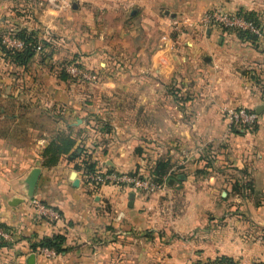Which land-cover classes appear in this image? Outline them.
Segmentation results:
<instances>
[{"label":"crops","instance_id":"0c3cea01","mask_svg":"<svg viewBox=\"0 0 264 264\" xmlns=\"http://www.w3.org/2000/svg\"><path fill=\"white\" fill-rule=\"evenodd\" d=\"M65 1L77 2L70 14L67 8L62 13L53 10L45 0H0V30L35 29L32 12L48 29L70 19L74 43L84 3ZM131 1L135 2L129 6ZM122 5L120 11L125 13L118 26L119 36H110L108 55L97 54L98 47L92 50L87 62L98 77L85 86L63 79L60 70H49L45 64L48 58L40 56L41 52H35L25 65L0 57V224L11 228L15 237L12 243L0 241V264H26L30 253L35 254L34 264H192L216 253L248 256L253 250L248 237L238 236L241 225L238 219L228 218L231 213L223 207L225 203L207 197L215 194L214 176L194 179L197 161L191 156L199 148L191 147L203 143V136L194 135L196 131L190 136L178 123L183 121L181 112L187 110H196L198 118L205 119L219 108L241 105L255 110L262 106L258 127L250 135L213 137L227 140L233 152L239 151V158L251 170L252 188L264 192V0H181L177 10L171 5L164 13L173 16L181 10L190 23L208 10L250 11L258 18L261 35L254 41L243 40L227 34L231 30L206 27L200 37L165 38L164 47L151 52L146 40L149 31L140 36L134 32L138 25L144 27L142 16L136 13L142 4L125 0ZM49 106L57 111L66 109L76 121L78 114L85 112L89 123H94L89 120L94 117L115 128L119 152L111 145L107 152L100 145L103 150L98 151V147L93 154L95 167L134 171L143 161L140 155L130 156L139 140L149 146L152 159L167 162L177 179L168 177L173 181L167 180V185L153 194L148 190L135 192L129 206L131 191L89 183L88 170L75 168L78 161L71 154L63 155L53 166H44L41 152L52 137L47 134V124L65 122L61 116L57 122L50 120L46 112ZM67 121L68 125L73 123ZM200 124L204 126V122ZM135 125L149 128L139 131ZM225 125L220 122L221 134L228 133ZM199 131L198 135L203 132L207 136L205 130ZM232 154L230 151L227 158L232 160ZM33 167L41 169L33 197L57 210L58 219L50 220L29 204L23 180ZM189 167L193 170L186 175ZM72 171L77 186L72 184ZM180 189L191 191L176 198ZM166 190L173 195L172 200L164 196ZM244 203L250 206L264 201L247 197ZM218 208L223 209L219 218ZM259 216L262 218L253 217L252 221L264 223V208ZM54 234L64 238L62 252L45 257L31 250L32 244Z\"/></svg>","mask_w":264,"mask_h":264},{"label":"rangeland","instance_id":"374dc122","mask_svg":"<svg viewBox=\"0 0 264 264\" xmlns=\"http://www.w3.org/2000/svg\"><path fill=\"white\" fill-rule=\"evenodd\" d=\"M31 1V0H30ZM110 1V2H109ZM125 0H83L84 3V10L80 12V15L78 16V23L76 24L77 29L75 30L78 34V37L76 36L74 43L71 41V35H73L74 31V25H71V20L67 19V21H63L60 23V25H56L55 27L45 28L44 25H42L41 22H38V19H36L33 16V13L30 14V20L32 21V24H34L35 29H32L31 32L35 34L36 43L40 44L43 48V51H41V54H39L42 57L48 58V61L45 63L47 65V68L49 70L56 69L60 70L62 74H66L68 79H74L77 80L79 83L84 84V86L91 82L90 80L96 79L98 76L96 73H93V68L91 65H89V58H91L92 50L97 49V54L103 55L102 53H105L108 55L111 50H106L110 41V36H119L120 29L118 28L120 24V20L123 18L124 11H120V7H124L122 5V2ZM142 4V7H139L137 9L138 17L142 16V22L143 25H138L137 29L134 30L136 33V36H140L141 34H145L146 31H149L150 36H146V40H148V50L151 52L156 47H164L165 45V38H170L172 40H177L179 38H186V37H200L204 35V27L200 26H194V25H188L186 22L187 16L181 12V10H178V13L172 16L170 12L164 13L166 9H170V6L172 5L176 10L179 5V2L181 0H137ZM135 1L129 2L130 4H133ZM172 2H175L173 4ZM158 3V6L156 7L155 4ZM73 4L77 5V2H73L71 7L67 8V11L70 12L72 9ZM152 5V9L149 7ZM128 6V5H127ZM128 6V7H129ZM72 8V9H71ZM133 8V7H132ZM126 8H123L125 10ZM174 10L173 12H175ZM63 10L58 11L62 13ZM226 11V10H225ZM228 12V11H227ZM17 13V12H16ZM141 13V14H140ZM27 15V12H25ZM129 14V13H127ZM140 14V15H139ZM136 15V14H134ZM121 17V18H120ZM136 17V16H135ZM257 17V16H256ZM64 18V16H63ZM200 17H197L199 19ZM146 21H143V20ZM258 19V18H257ZM130 20H133V18H130ZM37 26V27H36ZM3 30H0V36L3 40L4 37H10L12 33H16L18 29L16 28H10V27H1ZM59 30L62 32V35L59 33ZM221 30V29H220ZM225 31V30H221ZM228 31V30H227ZM233 33L236 37L239 38L237 35V31L227 32ZM149 35V34H148ZM101 37V38H100ZM60 38L63 39V42L60 41ZM259 39V37H258ZM65 40H68L67 42ZM54 41L61 42L59 44H54ZM117 47V46H114ZM38 52H36L37 54ZM55 55V57H53ZM105 57V56H104ZM87 62V63H86ZM61 63L66 64H72L77 66L81 72H86L85 74H78V75H71L70 73L63 71L60 67ZM88 64V65H87ZM59 71V72H60ZM90 75L87 77H82L84 75ZM96 74V76L94 75ZM245 82L249 83V77L246 76ZM236 107H242L236 106ZM46 112L48 113V118L50 120H53L57 122L60 118L65 122H60L61 125H54L50 122V124H47V134L48 136H55L57 133H64L72 135L73 137L78 139L76 147L74 149H82V155H86V161L83 162L82 156L79 158L74 157L76 161H78V164L80 167L89 164H93L92 170L97 169H104V166L102 167H95L93 160V154L100 145L106 148L108 146L113 147V151L118 153V147L119 142V136L115 134V128L112 125H106V123H100L98 122L94 117H89V120L94 123H89L87 121L88 114L85 112H81L78 114L79 121H76L74 118L76 116L70 115L69 111L66 109L62 110H55L52 109V106L46 107ZM247 109L253 110V108ZM206 112V111H205ZM203 114V113H201ZM103 117V116H102ZM259 117V116H258ZM179 118H181L182 123H178L179 126L187 129L190 131V136L192 133H194L197 137L203 136V143L197 144L194 147L191 148H199L196 150L195 155L192 153V156L194 158V161H197L195 163L196 168H194V171L196 170L197 173L194 175V179H199V176H208L212 175L214 176V180L217 182V187L214 189L215 194L208 195L207 197L213 198L215 197L217 200L223 201L224 208L228 209V212L231 214L228 215L230 217H234L236 220L238 219V224L241 227L239 228V232L237 233L240 238L248 237L249 244L251 243V247H253V250L250 252L248 256L243 255L241 252L235 256L232 255H226V254H220L216 253L213 257H207L204 260L199 259L195 262H192V264H206L208 262H211L219 257H227L232 260L231 264H263L264 263V223H257V221H252L251 218L257 217L262 218L259 215L263 214V208L264 204L258 203V205H250L247 206L244 203V199L247 197H252L253 200L258 201L261 199L264 201V192L260 189L254 190L251 186V170H248L245 166L246 163L242 159V157L239 158V151H232V148L228 145V141H224L222 138H217V140H214L215 137L213 136H245L250 135L252 132L256 130L258 127L259 121L255 123V129H247L238 131L236 126H230L228 123H226V120L224 118L223 109H216L214 111V114H209L208 117L203 119L202 117L198 118V115L196 113V110H187L184 112H181ZM67 120L72 121L70 125L67 124ZM200 121L204 122V126L200 124ZM225 122L226 126V132L221 134V131H219L220 128V122ZM3 126V125H2ZM133 128H137L139 131L143 128H149V126H142V125H135ZM199 128L203 129L199 131ZM113 130V131H112ZM205 130V133L207 132V136L203 135L204 133L202 131ZM200 133L201 135H198L197 133ZM112 134L114 136H112ZM98 137V138H97ZM144 137V136H140ZM146 137V136H145ZM128 138V137H127ZM224 138V137H223ZM146 142L139 143V140L134 143L132 147V158L135 156V154L140 155L142 157V163L134 169V171H121V172H127V173H135L137 175L145 177L149 182H151L154 186V190H148V193L153 194L158 192V190L164 188L167 184L168 177L177 179L176 178V172H172L169 170V165L167 164L165 166L166 171L164 173L157 175L156 169L158 162H165L162 159L157 160L152 159L150 155V148L149 146L145 147ZM227 143V145H226ZM150 144V142H149ZM229 147V151H225L226 148ZM98 149V151H102V149ZM145 148L149 149L146 150ZM190 148V150H191ZM223 148V149H222ZM225 149V150H224ZM105 151V152H106ZM112 151V150H111ZM232 152V160L228 159V153ZM108 152V151H107ZM113 152V153H114ZM163 154V153H162ZM96 155V154H95ZM97 156V155H96ZM231 158V156H229ZM84 158V157H83ZM159 159V157H157ZM192 160V162H194ZM167 163V162H166ZM134 164V163H133ZM164 169V167H163ZM105 170V169H104ZM193 170V167H189L186 171V175H191V172ZM119 171V170H117ZM180 171V170H179ZM155 178H160V181H156ZM158 187V188H157ZM167 188V187H166ZM190 189H180L178 192V195H175L176 198H181L183 196V193L190 192ZM222 191L226 192L224 196H222ZM165 192V191H164ZM221 192V193H220ZM181 194V195H180ZM221 194V195H220ZM166 198L172 200L173 195L168 194L167 190L165 192ZM222 196V199L221 197ZM230 198H233L234 201H232ZM237 200V201H235ZM180 203V207H182L181 203L182 201H178V204ZM167 204L168 208H171L172 206ZM223 205V204H221ZM220 205V206H221ZM223 211V209L221 208ZM220 208L217 209L216 217L219 218L222 214ZM208 211V210H207ZM209 212V211H208ZM221 212V213H219ZM210 219V218H208ZM233 229V228H232ZM246 232H248V236L246 235ZM245 239V238H244ZM247 239V238H246ZM250 247V248H251ZM239 248V247H237ZM197 262V263H196ZM229 264V263H228Z\"/></svg>","mask_w":264,"mask_h":264},{"label":"built area","instance_id":"2783aa9c","mask_svg":"<svg viewBox=\"0 0 264 264\" xmlns=\"http://www.w3.org/2000/svg\"><path fill=\"white\" fill-rule=\"evenodd\" d=\"M47 5L53 10H64L70 7V3L65 0H45ZM188 25L200 26V27H219L220 29L231 31H248L257 37L261 35V28L254 21L245 18L244 15L236 12H227L224 10L213 9L204 12L199 19L195 22H190ZM2 43L9 49H24L27 47L32 48L35 52L43 51V48L38 43H25L20 39L14 37H4L1 39ZM60 67L63 71L70 73L71 75L85 74L81 70L72 64L61 63ZM90 76V75H89ZM87 74L82 77H89ZM91 77V76H90ZM224 118L226 123L230 126H236V129L247 130L251 128L258 120V114L255 110L247 109L244 107H229L223 109ZM86 177L89 183L93 185L110 184L117 188H125L129 191L144 192L146 190H154V186L145 177L137 175L135 173L121 172L117 170H104L97 169L92 171H86ZM158 188V187H157ZM29 204L35 208V210L43 214L50 220L58 219L59 213L53 207L40 201L38 198L32 197L29 199ZM14 232L11 228L0 224V241L6 243H12L14 241ZM36 253L45 257H51L54 252L50 248L39 247ZM214 264H227V263H214Z\"/></svg>","mask_w":264,"mask_h":264},{"label":"trees","instance_id":"16d2710c","mask_svg":"<svg viewBox=\"0 0 264 264\" xmlns=\"http://www.w3.org/2000/svg\"><path fill=\"white\" fill-rule=\"evenodd\" d=\"M240 14L244 15L245 18L250 19L254 21V23H257L260 26V23L256 17V15L253 12L250 11H244V10H239L238 11ZM237 35L239 38L243 40H251L254 41L257 36L254 34L249 33L248 31H237ZM11 37L17 38L22 40L25 43H36V36L33 32L28 31L25 28L18 29L16 33H12ZM1 36H0V57L4 59L5 61H9L11 63L17 64V65H25L30 58L35 54V51L30 48H24V49H9L7 48L1 41ZM63 79L67 78L66 74H61ZM255 124L252 126V130L255 129ZM251 129V128H249ZM239 131V130H238ZM76 143V138L73 137L72 135L69 134H64L62 132L57 133L55 136H52L47 144L43 147L42 149V157H43V162L42 164L46 167H50L55 165L59 159L63 155H68L71 154V156L79 158L82 156V161L85 162L86 155H82V149L80 148V152H77V149H74ZM84 157V158H83ZM87 157V156H86ZM167 165L166 162H158L156 169H154L159 176L160 174L164 173L167 168L165 166ZM80 167L79 165H75V168ZM82 168L84 167L88 171H92L93 169V164L89 165H83L81 166ZM164 167V169H163ZM156 181H160V178H155ZM64 241V238L60 234H54L53 236L50 237H44L41 238L36 244H32L31 250L36 251L37 248L39 247H46L52 249L54 254L60 253L63 251V248L61 247L62 243ZM214 263H232V260L227 258V257H219L211 262H208L206 264H214Z\"/></svg>","mask_w":264,"mask_h":264},{"label":"water","instance_id":"95a60500","mask_svg":"<svg viewBox=\"0 0 264 264\" xmlns=\"http://www.w3.org/2000/svg\"><path fill=\"white\" fill-rule=\"evenodd\" d=\"M73 8H77L76 4L72 5ZM262 106H257L255 108V112L257 114H259L261 112ZM41 169L40 167H33L31 168V170L28 172V174L26 175V177L23 180V183L25 184V190H26V197L28 198H32L33 194H34V190L40 175ZM70 178L72 179V184L74 186L78 185V179L75 178V171L71 172ZM178 178H183V176L179 175ZM173 180L169 179L168 182L171 183ZM222 196H224L226 194V192L222 191ZM134 197V193L133 192H129L128 195V199H129V203L128 205L130 206L132 204V200ZM16 200V199H14ZM35 261V254L34 253H30L28 255V257L26 258V264H34Z\"/></svg>","mask_w":264,"mask_h":264}]
</instances>
